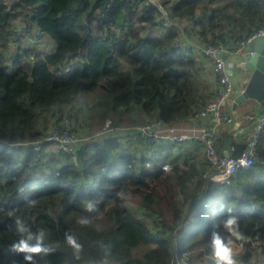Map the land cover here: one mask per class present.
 I'll use <instances>...</instances> for the list:
<instances>
[{
  "label": "trees",
  "instance_id": "1",
  "mask_svg": "<svg viewBox=\"0 0 264 264\" xmlns=\"http://www.w3.org/2000/svg\"><path fill=\"white\" fill-rule=\"evenodd\" d=\"M12 1L0 0V264H26L25 253L12 250L26 238L16 218L33 234L45 230L50 251L35 256L36 264H100L101 242L110 246L112 264H178L176 242L180 254L195 251L190 264H213V225L230 215L243 236L264 248V129L259 159L221 183L204 175L211 170L207 159L204 165L195 157L171 160L164 169L156 154L164 143L133 131L110 130L81 143L77 160L59 149H35L41 140L53 145L44 138L67 117L75 132L83 117L110 120L113 128L189 121L214 98L204 62L176 27L140 34L139 23L161 24L151 0ZM162 3L172 18L189 20L190 36L228 50L264 26V0ZM37 28L55 49L45 51ZM62 65L71 68L60 74ZM88 199L93 212L83 206ZM82 215L89 225L76 222ZM216 230L226 235L222 224ZM65 233L82 244L79 259ZM254 252L248 243L238 264H264Z\"/></svg>",
  "mask_w": 264,
  "mask_h": 264
},
{
  "label": "built area",
  "instance_id": "2",
  "mask_svg": "<svg viewBox=\"0 0 264 264\" xmlns=\"http://www.w3.org/2000/svg\"><path fill=\"white\" fill-rule=\"evenodd\" d=\"M163 11L165 16L161 19V27L168 28L176 25L177 22L172 19L168 10ZM172 23L174 24L171 26ZM24 27H27V25ZM174 27L178 28V25ZM36 32L40 40L47 39L46 33L40 28H37ZM263 39L264 26H260L254 29L247 38L242 40L240 46L236 48L235 51H239L246 55H252L255 53L253 44ZM200 50L211 62L216 77L214 98L199 110L195 117H192L189 121L211 116L213 118L212 123L209 125L191 124L188 121L167 123L157 119L151 122H145L131 127L129 126V129H131V132H136L141 139L149 143H161L164 140H197L201 142L204 145L205 157L211 166L210 172H204V175L211 177L215 183H221L230 180L238 170L250 168L255 161L259 159V144L264 129V114L251 112L245 115L248 119L255 122V129L242 149H237L234 150L233 153L227 154L218 150L216 142L222 132V124L233 121L232 114L225 109L231 94L234 92V84L232 83L231 78L232 72L226 57L227 52L231 50H228L222 44L214 43H205L201 46ZM70 68V65H62L59 68H56V70L61 74L69 71ZM63 123L64 124L60 127L56 126L51 128L49 132H47L44 141L52 142L57 149L67 153L74 160H77L79 146L82 141L77 133L71 129L70 118H65ZM106 125L108 126L107 131H116L118 129L111 126L110 120L107 121ZM42 143V140L37 141L34 144L35 149L38 150L42 146ZM241 159L246 163L242 165L240 163ZM171 166L172 163L167 162L164 163L162 167L166 170H170ZM248 243H250L251 246L256 247V252H254L255 261L257 263L263 262L264 248L259 242L254 241L250 236H244L243 240H235L234 248L236 250V257L244 251ZM173 250L174 263L190 264V259L196 257L195 251H185L180 254L178 252L177 242L175 243ZM205 256L207 255H203L202 257Z\"/></svg>",
  "mask_w": 264,
  "mask_h": 264
},
{
  "label": "crops",
  "instance_id": "3",
  "mask_svg": "<svg viewBox=\"0 0 264 264\" xmlns=\"http://www.w3.org/2000/svg\"><path fill=\"white\" fill-rule=\"evenodd\" d=\"M7 3V2H6ZM8 4V3H7ZM189 23V20H183ZM190 25V24H189ZM192 41H190L194 46H199V48L194 47L195 56L204 62L205 67L208 70V73L211 77V83L215 85V74L213 72L211 62L203 55L200 48L203 43L197 37H191ZM50 42V46H53V42L49 39H45ZM255 43L253 44L254 47ZM246 54H243L239 51L231 50L227 52L226 57L230 69L232 70V74L236 73L239 77V81L237 85L234 86V92L231 94L228 103L225 106V109L230 111L233 116V121L230 123L222 124V132L216 142V147L218 150L224 153H233L234 150L242 148L248 141V139L253 134L255 129V122L248 119L245 115L247 113H259L261 110V105L254 99H247L237 105V107L233 106V102L235 97L244 89L249 77L250 72L243 67L238 65L239 62L243 60V57ZM213 118L211 116L204 117L200 119H192L188 121L191 124L204 125L211 124ZM181 122V121H180ZM83 132V129L80 131V134ZM83 134V133H82ZM86 141H82L84 143ZM164 143V144H163ZM163 144L164 150L156 152V154L161 157V159L165 160V163H171V160L177 162H184L187 158H196L201 161L204 165L206 162V157L204 153V145L197 140H185V141H177V143L172 146H166V141L159 143ZM42 150L46 151L45 147Z\"/></svg>",
  "mask_w": 264,
  "mask_h": 264
},
{
  "label": "clouds",
  "instance_id": "4",
  "mask_svg": "<svg viewBox=\"0 0 264 264\" xmlns=\"http://www.w3.org/2000/svg\"><path fill=\"white\" fill-rule=\"evenodd\" d=\"M240 163L243 165L246 162L241 159ZM84 208L88 212L95 211V204L92 199H88ZM9 215H12L10 212ZM17 230L26 234V238L19 239L18 242L12 244V250L16 252L25 253L24 261L26 264H36L35 256L47 255L50 249L44 246L46 239V233L44 229H40L36 234H33L29 228H27L20 218H16ZM80 225H89L90 219L86 216H80L77 221ZM222 224L226 235H222L220 231L216 229ZM97 230H101L97 227ZM243 240L244 236L239 231L238 219L236 216H228L218 224L214 223L213 231L211 232V260L213 264H238L236 259V250L234 248V240ZM35 240L34 244H30L29 241ZM65 242L71 248L73 255L79 259L83 251V246L78 242L77 237L74 234L65 233ZM101 247L105 252L104 257L101 259L100 264H112L109 258L110 246L101 242Z\"/></svg>",
  "mask_w": 264,
  "mask_h": 264
},
{
  "label": "rangeland",
  "instance_id": "5",
  "mask_svg": "<svg viewBox=\"0 0 264 264\" xmlns=\"http://www.w3.org/2000/svg\"><path fill=\"white\" fill-rule=\"evenodd\" d=\"M4 2H7L10 5L13 4V1L12 0H4ZM151 2H153L160 9V11L162 12L160 18L161 19L164 18L165 14H163V12H164L163 10L167 11V9L165 8L164 4L162 3V0H151ZM198 10H200V7L198 8ZM30 12H32V11H30ZM172 19L177 22L176 25H174V26H177L178 25V28L177 29H178L179 34H180V40H181V42H184V43H188L190 45H193L190 42V41H192V40H190V39H192L191 38L192 36H190L188 34L187 29H186V26H190L189 25L190 23H188L186 21H183V20L180 21L179 19H175V18H172ZM173 24L174 23H172L171 26ZM138 25H139V30H140V34L141 35H157L158 33L161 32L162 27H163V26L161 27V24L160 25L157 24L156 26H154V28H148V26L145 25V24H143V23H139ZM42 41L44 43V46L43 47H44L45 51L53 50L57 46L56 45V42L54 40L51 41V42H53V46H50V42L48 40L43 39ZM194 47L196 48V46L193 45V48ZM12 48H15L16 49L17 48V44L16 45L14 44L12 46ZM231 78H232V83L234 84V86H236L237 85V82L239 81L238 75L236 73H233L232 76H231ZM212 88L214 90L215 85L212 84ZM83 116L84 115L82 114V117ZM83 119L85 121L84 126H81L82 129H83V132H82L83 134L82 133L80 134V131L79 130H76V131H79V132H76V133L80 137L81 141H88V140H91L92 138H98V137L104 135V133L108 132L107 131L108 126L106 125L108 120H106L103 124H100L98 122V120L97 121L96 120H91L90 118H87V117H83ZM71 124H73V120L71 121ZM135 125H139V124L123 125V127H121V128L120 127H117L118 129L115 132L116 133L124 132V133L129 134L131 132L130 131L131 129H129V126L131 127V126H135ZM133 133H135V132H133ZM136 134L137 133H135V135ZM43 145H45V144H43ZM52 148L53 149H57L53 145H51V146L50 145H45V149L47 151L51 150ZM38 150L39 151H42V146ZM65 154H67V153H65ZM239 261L240 260L238 259V262Z\"/></svg>",
  "mask_w": 264,
  "mask_h": 264
},
{
  "label": "water",
  "instance_id": "6",
  "mask_svg": "<svg viewBox=\"0 0 264 264\" xmlns=\"http://www.w3.org/2000/svg\"><path fill=\"white\" fill-rule=\"evenodd\" d=\"M254 54H247L238 63L240 67L250 72V77L244 89L235 97L233 106L247 99H254L261 105L260 114H264V39L255 43ZM232 71V70H231Z\"/></svg>",
  "mask_w": 264,
  "mask_h": 264
}]
</instances>
